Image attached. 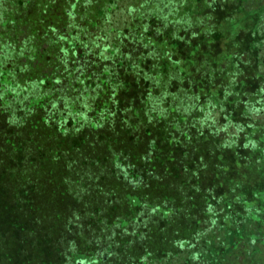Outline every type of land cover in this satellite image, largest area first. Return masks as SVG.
<instances>
[{"label":"trees","instance_id":"1","mask_svg":"<svg viewBox=\"0 0 264 264\" xmlns=\"http://www.w3.org/2000/svg\"><path fill=\"white\" fill-rule=\"evenodd\" d=\"M227 4L264 11V0H0V264H264L262 210L203 180L227 174L216 153L238 141L225 99L248 97L234 90L246 51L202 44ZM257 46L245 114L264 131L251 116L264 106ZM218 75L220 97L193 89Z\"/></svg>","mask_w":264,"mask_h":264},{"label":"rangeland","instance_id":"2","mask_svg":"<svg viewBox=\"0 0 264 264\" xmlns=\"http://www.w3.org/2000/svg\"><path fill=\"white\" fill-rule=\"evenodd\" d=\"M238 4H240L239 1ZM235 6L234 4L231 6L227 4L216 11L220 23L219 29L209 36L207 40L210 42H203L202 44H209L213 55L223 54L226 58H229L228 56L232 53L246 51L242 59L245 60V56L248 55V61L240 64L237 68L234 90L246 93L248 97L225 99L226 107L231 111L232 119L241 125L238 141L234 147L216 153L217 159L229 162L227 174L222 178H217L218 175L210 173L203 180L209 185H214L216 187L215 192L221 194L223 199H232L233 194L245 195L248 203L258 205L264 214V131L257 124H249L251 120L245 114V102L254 101V95L261 85L259 75H256L254 68L258 40L259 46L262 43L258 52V57L261 60L258 67L259 72L264 76V37L261 38L264 36V32L260 29L261 26H264V11H261L260 7L262 6H256L257 8H253L249 12H243L239 9L240 6H237V10ZM234 11H238L240 14L231 17V13ZM254 11L255 14H252ZM247 21H249L248 24H246ZM233 36L234 43L230 44ZM200 40L203 41V37H200ZM219 81L222 82V77L218 75L211 83L196 80L192 83V87L195 91H210L211 94H218L220 97L222 93L216 88L217 86L214 87V84H218ZM251 116L252 118L264 119V106L259 110L253 109ZM210 246L215 247L210 242L204 243L206 249ZM214 250L217 253V247ZM207 260L208 264L218 263L211 257Z\"/></svg>","mask_w":264,"mask_h":264}]
</instances>
